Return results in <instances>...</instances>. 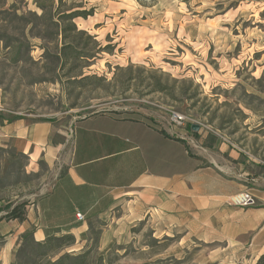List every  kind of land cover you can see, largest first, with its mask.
Segmentation results:
<instances>
[{
	"label": "rangeland",
	"instance_id": "obj_1",
	"mask_svg": "<svg viewBox=\"0 0 264 264\" xmlns=\"http://www.w3.org/2000/svg\"><path fill=\"white\" fill-rule=\"evenodd\" d=\"M125 110L185 132L189 151L246 171V186L264 189V0H0L3 118L68 124ZM172 113L185 122L174 124ZM63 170L30 166L11 142L0 147V209L25 203L26 211ZM107 226L89 228L84 264H205L212 251L147 221L121 224V237L101 248ZM77 245L70 236L21 238L13 264H55L78 256L66 252Z\"/></svg>",
	"mask_w": 264,
	"mask_h": 264
},
{
	"label": "crops",
	"instance_id": "obj_2",
	"mask_svg": "<svg viewBox=\"0 0 264 264\" xmlns=\"http://www.w3.org/2000/svg\"><path fill=\"white\" fill-rule=\"evenodd\" d=\"M3 117L0 147L11 142L30 166L43 162L64 170L46 195L26 207L23 221H0V264H13L15 248L30 229L35 243L70 236L78 245L66 252L79 255L91 225L106 219L113 227L101 230V248L121 237V224L147 221L161 226V235L174 230L183 242L212 248L205 264H257L264 255V189H249L246 171L234 174L228 163L189 151L185 132L131 110L73 117L68 124ZM244 191L254 205L232 206L228 199ZM118 207L122 217H115ZM76 213L85 220L77 221Z\"/></svg>",
	"mask_w": 264,
	"mask_h": 264
},
{
	"label": "trees",
	"instance_id": "obj_3",
	"mask_svg": "<svg viewBox=\"0 0 264 264\" xmlns=\"http://www.w3.org/2000/svg\"><path fill=\"white\" fill-rule=\"evenodd\" d=\"M148 1H152V0H148ZM188 128H190V126H188ZM163 135L166 136V134H164V132H162ZM196 134V133H195ZM25 203H20L18 205L15 206H11V204L6 205L3 209H0V211H3L4 209L6 210V219L7 220H18V221H23L25 219ZM29 236H31V232L23 234L22 238H29ZM86 255L82 254V255H78V256H64L63 258L59 259L58 261L55 262V264H65L67 261H72L73 264H84V260H85ZM257 264H264V255H262Z\"/></svg>",
	"mask_w": 264,
	"mask_h": 264
},
{
	"label": "built area",
	"instance_id": "obj_4",
	"mask_svg": "<svg viewBox=\"0 0 264 264\" xmlns=\"http://www.w3.org/2000/svg\"><path fill=\"white\" fill-rule=\"evenodd\" d=\"M171 121L179 126L185 122V117L178 113H172ZM229 203L234 207L247 208L254 205V198L249 192L244 191L231 196L229 198ZM75 218L79 222L84 221V216L80 213H76Z\"/></svg>",
	"mask_w": 264,
	"mask_h": 264
},
{
	"label": "water",
	"instance_id": "obj_5",
	"mask_svg": "<svg viewBox=\"0 0 264 264\" xmlns=\"http://www.w3.org/2000/svg\"><path fill=\"white\" fill-rule=\"evenodd\" d=\"M191 130H192V131H197V130H198V127L195 126V125H192V126H191Z\"/></svg>",
	"mask_w": 264,
	"mask_h": 264
}]
</instances>
